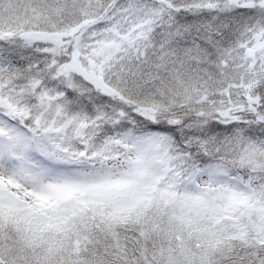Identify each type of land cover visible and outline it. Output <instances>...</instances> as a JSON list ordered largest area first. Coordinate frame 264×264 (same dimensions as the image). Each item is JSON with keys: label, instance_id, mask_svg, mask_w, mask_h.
<instances>
[{"label": "snow or ice", "instance_id": "1", "mask_svg": "<svg viewBox=\"0 0 264 264\" xmlns=\"http://www.w3.org/2000/svg\"><path fill=\"white\" fill-rule=\"evenodd\" d=\"M0 264H264V0H0Z\"/></svg>", "mask_w": 264, "mask_h": 264}]
</instances>
